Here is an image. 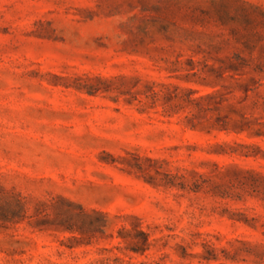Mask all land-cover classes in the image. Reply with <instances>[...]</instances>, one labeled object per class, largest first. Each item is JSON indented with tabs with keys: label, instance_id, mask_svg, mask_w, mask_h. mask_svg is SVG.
Returning <instances> with one entry per match:
<instances>
[{
	"label": "rangeland",
	"instance_id": "1",
	"mask_svg": "<svg viewBox=\"0 0 264 264\" xmlns=\"http://www.w3.org/2000/svg\"><path fill=\"white\" fill-rule=\"evenodd\" d=\"M0 264H264V0H0Z\"/></svg>",
	"mask_w": 264,
	"mask_h": 264
}]
</instances>
